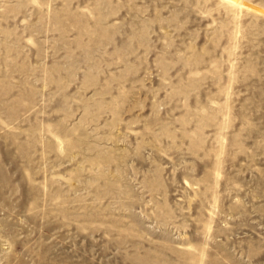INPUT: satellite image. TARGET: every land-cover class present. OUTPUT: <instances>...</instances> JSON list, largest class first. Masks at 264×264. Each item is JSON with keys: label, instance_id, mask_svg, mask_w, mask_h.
I'll return each instance as SVG.
<instances>
[{"label": "rangeland", "instance_id": "rangeland-1", "mask_svg": "<svg viewBox=\"0 0 264 264\" xmlns=\"http://www.w3.org/2000/svg\"><path fill=\"white\" fill-rule=\"evenodd\" d=\"M0 264H264V0H0Z\"/></svg>", "mask_w": 264, "mask_h": 264}]
</instances>
